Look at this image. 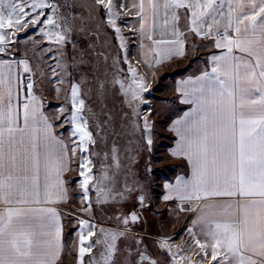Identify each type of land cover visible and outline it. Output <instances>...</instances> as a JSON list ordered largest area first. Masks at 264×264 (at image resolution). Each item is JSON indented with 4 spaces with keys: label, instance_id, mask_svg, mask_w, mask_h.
Segmentation results:
<instances>
[{
    "label": "snow or ice",
    "instance_id": "1",
    "mask_svg": "<svg viewBox=\"0 0 264 264\" xmlns=\"http://www.w3.org/2000/svg\"><path fill=\"white\" fill-rule=\"evenodd\" d=\"M225 4L228 9L226 14L223 10ZM64 7L72 10V14H65L61 11V5L48 0H0V53L5 51L4 45L14 35L13 29H25L30 24L50 42L60 46L54 57L58 58L63 55L61 49L71 42L74 32L89 33L87 23L92 19L93 10L103 9L107 23L117 33L120 32L114 18L119 15L114 11L115 0H92L91 5L84 3V0L79 5L77 0H66ZM77 7L87 8L88 17H77L74 14ZM119 8L126 12L137 9V15L142 20L150 13L154 23L157 17L162 16L164 27L171 22L172 34L176 38L154 43L174 45L175 54L183 55L185 45L182 39L184 33L179 31L178 9H186L191 32L205 39L213 37L216 48L227 49L220 56L210 57L213 64L211 71L203 72L194 81L181 82L182 86L194 84L196 87L191 90L178 87L185 97L184 102L192 103L195 107L174 122V130L180 140L172 154L187 157L192 175L189 179L180 177L176 186L167 187L170 191L181 193L179 198L182 200L204 202L219 197L237 198L235 211L230 210L231 205H226L210 219L205 241L197 239L192 228L188 229L195 247L199 249L196 254H202V258L207 260L210 249L209 264H264V0H147V6L146 0H138L131 5V9H126L123 3ZM143 27L142 23V30ZM72 46L75 50L76 45L73 43ZM91 47L89 44L88 48ZM234 49L246 54L247 58L234 56ZM45 51L53 50L49 48ZM85 54V51L80 53L82 63L85 62ZM155 63L159 65L161 60L156 59ZM16 64L23 65L24 72H31L26 60H0V205L3 206V211H0V264H55L63 250L57 211L54 208L36 209L24 205L40 203L42 157L45 200L50 201L53 196L58 201L66 199L62 173L68 170V148L53 133L48 119L39 113L31 77L24 84L19 73L13 70ZM129 71L135 87L130 84L125 88L119 80L113 83L120 84L126 96L131 93V100L126 101L131 107L146 86L143 77L137 78L135 68L129 66ZM52 72L56 74L55 69ZM21 85L27 91L22 106L19 101ZM100 88H104L103 83H100ZM71 101L73 111L70 122L75 124L72 135H79L77 147L83 154L88 150L87 144H95L96 141L87 130V120L81 116L85 101L80 99L77 84L71 85ZM144 129L150 130L147 118ZM147 142L151 144V139ZM76 150L73 147L72 153L75 154ZM112 151L118 167L115 146ZM80 175L83 177L80 184L83 199L87 200L89 182L93 180L92 162L83 155ZM105 180L114 183L115 174L109 177L105 173L93 185L98 193L104 192L101 185ZM111 192L109 188L104 194ZM117 195L122 196L123 193ZM253 197L259 199H249ZM241 198L247 202L240 203ZM143 199L141 196L140 201L143 202ZM164 199H170V196ZM214 208V204H207L202 211L208 212ZM137 218L133 212L132 221L135 222ZM128 222L125 218L124 223ZM80 225L77 264H84L83 257L93 248L92 243L86 242L95 233L91 230L94 225L88 221L81 220ZM124 234L120 232L118 235ZM105 235L107 248L101 257L103 264H112L117 251V234ZM169 239L163 238L160 247L171 253ZM96 243L101 241L97 240ZM139 243L141 241H137ZM173 261L175 264V257ZM152 264H156V261L153 260ZM189 264L199 262L189 261Z\"/></svg>",
    "mask_w": 264,
    "mask_h": 264
},
{
    "label": "rangeland",
    "instance_id": "2",
    "mask_svg": "<svg viewBox=\"0 0 264 264\" xmlns=\"http://www.w3.org/2000/svg\"><path fill=\"white\" fill-rule=\"evenodd\" d=\"M48 2L61 5V11L65 14H72V10L64 7L66 0ZM80 2L81 0H77L78 5ZM137 2L138 0H115L114 11L119 15L114 18L120 29L119 33L107 23L103 9L93 10L92 19L87 23L89 33L86 35L74 32L71 42L62 47L63 55L58 58L54 57L60 46L50 42L38 28H33L30 24L25 29H13L14 35L9 37V42L4 45L5 51L0 53L2 56H15L28 62L31 72L24 76V84L31 77L33 93L43 98L56 131L70 145V196L63 210L66 247L58 264H77L81 220L94 225L91 230L95 233L86 242L92 243L93 248L91 253H86L83 257L84 264H103L101 254L106 253V233L117 234V251L112 264H152L153 260L156 264H174L173 257L175 264H189V261L209 264L210 249L207 260L202 258V254L197 255L199 249L195 247L188 229L192 228L196 238L205 241L210 214L203 217L198 212H185L178 199H164V184L168 185V180L174 182V176H177L180 167L184 168V164L172 154L176 134L169 127L180 108L178 101L174 99L177 86L173 84V80L202 57L200 47H205L208 40L197 37L189 30L186 9H178L180 29L191 52L181 59L164 62L162 51L160 55H156L162 45L155 44L154 41L158 40L151 36L153 17L148 13L142 20L137 15V9H131V5ZM84 3L91 5L92 0H84ZM121 3L131 10L126 12L120 9ZM223 10L227 12V4ZM45 12L50 14L48 9ZM74 14L87 18L89 11L87 8L77 7ZM76 24L79 27V20ZM45 27L48 31L47 26ZM73 43L76 45L75 50ZM89 44L92 45L90 49ZM49 48L53 51H45ZM81 51L86 52L83 63ZM156 59L161 60L159 65L155 63ZM129 66L137 70V78H144L146 86V90L140 92L131 107L126 102L131 100V93L126 96L120 84L113 83L114 80H119L125 88L130 84L135 87ZM52 69L56 70L55 75ZM100 83L104 84L103 89L100 88ZM72 84L79 85L80 99L85 101L81 116L87 120V130L96 141L95 144L88 143V150L83 154L77 147L79 135H72L75 129V124L70 122L73 111ZM22 92L27 93L24 85ZM145 118L150 126L148 131L144 129ZM149 138L151 144L147 142ZM114 146L117 150L115 155L118 167L117 160L113 159ZM73 147L77 148L75 154L72 153ZM81 155L92 162L93 180L89 182L87 200L83 199L84 193L80 187L83 181L80 175ZM105 173L109 177L115 174L114 183L105 180L101 185L104 192L112 189L109 195L98 193L97 188L93 187ZM141 196L144 198L143 202L140 201ZM133 212L138 217L135 222L131 219ZM125 218L128 219V224L124 223ZM193 221L196 223L193 224ZM120 232L125 234L120 236ZM163 238H170L171 253L160 247ZM97 240L101 243L97 244ZM137 241L141 243L137 244Z\"/></svg>",
    "mask_w": 264,
    "mask_h": 264
},
{
    "label": "crops",
    "instance_id": "3",
    "mask_svg": "<svg viewBox=\"0 0 264 264\" xmlns=\"http://www.w3.org/2000/svg\"><path fill=\"white\" fill-rule=\"evenodd\" d=\"M178 11V10H177ZM227 13V12H226ZM225 13V14H226ZM188 17V14H187ZM180 22V20H179ZM209 23H211V20L208 21ZM221 23H225V21H221ZM152 33L151 36L156 38L158 41H172L174 40L176 37L173 36L172 34V27H171V22L169 24L168 27H164L163 26V17H157L155 19V23L153 22V26H152ZM206 30V28H205ZM179 31L182 32V30L180 29V25H179ZM221 31H223V28H221ZM183 33V32H182ZM193 33V32H192ZM197 37H201L196 35ZM213 36H215V33H213ZM182 39H184V36L182 37ZM185 40V45H184V54L183 55H178L175 54V46L168 44V43H161L158 46L162 45V49L158 50V52L160 53V51H162V56L164 59V62L166 61H174V59H181L183 57H186V55L191 52L189 50V47L187 45L186 39ZM206 40H208V44H206V46L204 47H200V52L202 53V57H199L198 59H196L193 64L187 68V71L182 72L180 75H178L177 77H175V80H173V84L175 86H177V89L174 91V95L175 98L179 105L180 108L178 110V112L176 113V119L173 121L172 125H170V130L176 134V140L175 143L173 144V148H177V144L180 140V136L177 134V132L174 130L175 125L174 122L177 121L178 119H180L181 117L184 116L185 112H189L191 111L195 105H193L192 103H185V97L182 95L181 91H178V87L182 86L181 82L182 81H187L189 79L191 80H195L196 77H199L202 75L203 72L205 71H211V68L213 66L210 57H212L213 55L215 56H220L223 53H225L227 51V49L225 48H216L215 47V41L213 39V37H209ZM155 53V50H154ZM233 55L234 56H239V57H246V54L241 53L239 50H235L233 51ZM165 57H169V58H165ZM0 60H5V61H20L22 59H19L15 56H2L0 55ZM13 70L14 72L19 73L20 78L23 80L24 76H26V72H24L23 70V65H19L16 64L13 66ZM185 87L187 90H191L193 87H196V85L194 84H188L186 86H182ZM37 99V103H36V107L39 111V113H42L44 117H46L48 119V121L51 123L52 125V131L53 133L57 136V138L63 140L64 144L67 145L68 148V152H67V171H64L62 173V179L64 181V188L67 190V197L64 200H56L55 196L52 197V199L50 201H46L45 197H44V176H45V172H44V168H43V157H42V163H41V169H40V177H39V184H40V203H33V204H29V205H24V207H32V208H54L58 215H59V222L61 225V241H62V245H63V250L61 252L60 258L59 260H57L55 262V264H58V262L62 259L64 252H65V247H66V242H65V229H64V220H63V210H64V204H66L69 200V196H70V188H69V183H68V174L70 172L71 166H72V157H71V151H70V145L69 142L67 141V139L60 135L57 131H56V127L54 124V121L52 119V116L50 115V112L45 108V104H44V100L43 98L37 94V93H33ZM13 95L15 97V88L13 89ZM26 95L27 93L22 92V85H21V90H20V96H19V101L20 104L22 106V104L24 103L25 99H26ZM41 126V125H38ZM41 152H43V147L41 145ZM176 159H178V161H180V163L182 162L184 164V168L180 167L181 169L178 171L177 176H174V182H171V180H168V185H172V186H176L177 184V180L180 177H183L184 179H189L192 175V167L187 159V157L185 156H180V155H175ZM50 191H53V189H49ZM182 194L179 193L178 191H170V189L167 187V184H164V197L165 196H170V199H178L179 202L182 203V209L186 212V211H191V212H198L201 213L202 215H204L203 217H205L206 214H210V217L213 218L214 214L218 211H221L223 209L224 206L226 205H231V211H235L236 209V205L238 203L237 198L232 197H219L216 198L215 200H210V201H197L195 199L193 200H182L179 197ZM249 199H259L258 197H253V198H249ZM240 203H245L247 202V200H245L244 198H241L239 200ZM207 204H214L216 206V208H214L211 211L205 212L202 211L203 209H205V206ZM14 206H19V205H14ZM0 211H3V206L0 205ZM218 217L220 219L219 216H215V218ZM204 221H202L203 223ZM182 259V257H181Z\"/></svg>",
    "mask_w": 264,
    "mask_h": 264
}]
</instances>
